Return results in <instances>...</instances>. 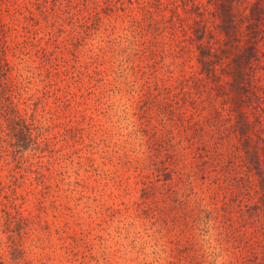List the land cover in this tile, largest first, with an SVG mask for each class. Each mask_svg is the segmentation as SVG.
Here are the masks:
<instances>
[{
  "label": "rangeland",
  "instance_id": "obj_1",
  "mask_svg": "<svg viewBox=\"0 0 264 264\" xmlns=\"http://www.w3.org/2000/svg\"><path fill=\"white\" fill-rule=\"evenodd\" d=\"M218 21L214 0H0V264H264L257 178L197 58L201 27L230 58Z\"/></svg>",
  "mask_w": 264,
  "mask_h": 264
},
{
  "label": "trees",
  "instance_id": "obj_2",
  "mask_svg": "<svg viewBox=\"0 0 264 264\" xmlns=\"http://www.w3.org/2000/svg\"><path fill=\"white\" fill-rule=\"evenodd\" d=\"M216 14L219 18L218 26L225 35V46L222 52L230 57L225 66H221L223 56L212 48L208 40L203 41L202 27L196 29L200 31L196 34L199 47L198 60L201 64V70L212 80L216 82V87L222 88V93H226V99L231 102V110L234 113V127L238 132L239 140L242 143L243 150L247 157V165L257 178L259 192V204L264 206V165L258 153L256 143L251 142V121L248 114L241 108L242 102L251 91L252 78L254 73V62L258 57L257 44L258 38L253 34L257 33V26L264 20V0H254L249 6V12L243 16L237 17L236 7L238 0H214ZM247 20L244 33L241 22ZM244 38V43L241 39ZM228 50V51H227ZM220 70L229 78L221 80ZM228 84V87L223 88ZM224 89V91H223Z\"/></svg>",
  "mask_w": 264,
  "mask_h": 264
}]
</instances>
